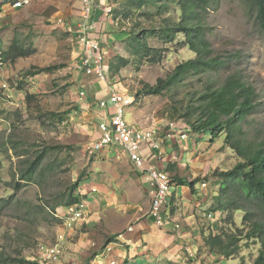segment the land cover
Returning a JSON list of instances; mask_svg holds the SVG:
<instances>
[{
	"label": "rangeland",
	"instance_id": "1",
	"mask_svg": "<svg viewBox=\"0 0 264 264\" xmlns=\"http://www.w3.org/2000/svg\"><path fill=\"white\" fill-rule=\"evenodd\" d=\"M10 3L11 0H3V5L0 6H7L0 23V49L8 51L14 44L29 54L27 57L15 58V54L19 52L12 51L7 56V71L0 74V82L8 81L11 87L10 92L5 95L0 92V200L12 199L11 205L0 212V258L5 257L10 261L25 259L43 264L39 259L36 260L37 245L42 242H56L62 230V222L56 217L60 214L56 212L70 207L63 205L67 197L75 194L80 196L81 201L92 202L88 201L91 197L88 191L95 194L94 188L99 189L98 184L107 186L106 191L109 194L123 196L128 189L126 177L129 175L130 166L116 148H106L99 153L88 152L91 142L99 138L96 119L98 111L95 115L93 104L89 100L82 101L80 93L87 90L92 78L78 69L82 52L75 34L57 23L62 18L73 28L71 21L76 11L74 0H33L30 6L19 10H14ZM204 19L214 55L228 57L230 54H240L238 60L218 72H191L161 95H149L145 92V86H156L159 79L167 80L179 65L195 59L196 55L186 46L177 44L184 39L180 35L179 41L170 45L152 42L154 46L166 49L160 63H140L125 42L127 34L114 32L109 27L108 35L112 36L113 42L116 41L114 46L117 48V55L109 59L106 57L103 62L107 72V84H115L122 92L133 97L132 105L125 108V119L131 125L151 129L165 126L170 121L195 123L202 105L200 99L208 92L209 86L220 87L229 75L240 73L246 82L256 88L262 104L257 114L238 124L234 135L236 139L254 144L263 142L264 34L251 18L242 0H221L219 7ZM77 24L80 25L79 22ZM117 56L124 57L129 63L114 75L109 69L110 61H116ZM47 68L52 71H44ZM30 72L38 73L35 80L37 83L23 82V85H19V80L27 78ZM28 94L35 96L30 103L26 100ZM104 98L106 97L102 99ZM11 139L19 143V155L11 149L12 145H7V140ZM209 139L207 136L202 140L203 143L207 141V145L201 146L211 160L209 171L204 172L200 178L202 183H207L206 189L216 184V179H213L214 172L231 170L241 161L225 143L224 136L214 143ZM44 150L48 151L40 164L35 181L25 184L20 178L23 162H34ZM184 163H187L186 159ZM177 171L178 176H183V184L189 189L192 188L190 169L182 166ZM176 174L170 173L171 178ZM201 181H197V187ZM77 183L79 188L75 191ZM221 183L214 186L216 193L219 192ZM99 201L91 203L94 208L86 222L100 209L99 206H107V200ZM143 201V204L135 203L144 209L148 208L151 198L148 196ZM131 203L129 199H122L109 207L121 209L132 205ZM201 209L205 214L201 219L202 225H205L203 229H207L211 223L207 219L210 207L203 204ZM176 211L186 212V205L182 203ZM100 212L103 211L100 209ZM217 216L216 219L219 220L225 217L220 213ZM241 218L242 215L239 214L236 218L238 224ZM86 222L78 225L66 238L63 244L64 261L59 264H86L87 259L93 258L101 249L99 247L102 242L104 245L108 237H111L103 239L99 227L95 230L93 226L88 227ZM115 222L117 226L112 227L121 226L120 222ZM190 223L188 220L182 222L189 226ZM190 230L195 238L200 236L201 239H197L199 243L194 241L193 245L189 244L191 246L186 249L183 264H218L219 256L209 255L204 248L202 230L199 227H192ZM83 232L91 238L88 244L80 241V233ZM95 232L97 236L94 235ZM91 240H95L96 244H92ZM194 246L199 248V254ZM240 246V254L228 260L224 259V263H254L259 255V245L248 246L246 242H242ZM141 250L139 249V258L144 255Z\"/></svg>",
	"mask_w": 264,
	"mask_h": 264
},
{
	"label": "trees",
	"instance_id": "2",
	"mask_svg": "<svg viewBox=\"0 0 264 264\" xmlns=\"http://www.w3.org/2000/svg\"><path fill=\"white\" fill-rule=\"evenodd\" d=\"M220 1H114L116 6L109 13L112 22H114V29L129 35L125 42L130 46L138 62L160 63L166 49L156 47L152 42L158 41L164 45H170L179 41L180 35L184 39L177 44L186 46L196 55L195 59L179 65L167 80L159 79L156 86H145L147 94L161 95L170 86L175 85L179 79L191 72L197 74L210 71L218 72L229 63L239 59L240 54H230L228 57L214 55V49L208 38V26L204 18L219 7ZM242 1L251 18L264 34V0ZM14 50L19 52L15 54L17 55L15 58L27 57L29 54L13 44L5 52L6 58ZM128 63L129 60L117 56L116 61L114 59L110 61L109 69L116 75ZM44 71L52 70L47 68ZM37 74V72H30L28 76ZM26 79L19 80V85H23V82L26 83ZM208 89V92L200 99L202 105L196 122L190 123L192 130L197 136H208L212 143L224 136L225 143L230 146L241 161L231 170L216 171L213 174V179L222 180V183L209 211L213 216L220 213L225 217L210 223L207 229L202 228L201 236L204 240V248L209 255L228 260L240 254L242 242H246L248 246L259 245V255L253 264H264V141L254 144L243 139H236L234 135L240 122L259 112L260 104H262L260 95L256 88L246 82L242 74L237 72L229 75L220 87L210 85ZM34 99V95L28 94L26 97L28 103ZM189 116L191 115L189 114ZM7 145H12L11 149L16 155H19L17 152L19 143L11 139L7 140ZM47 151L44 150L34 162L29 161L27 164L23 162L24 168L21 170L20 178L24 180L25 184L35 181V176ZM172 166H174L172 163L168 165V172L171 171ZM210 179L205 178V180ZM175 180L178 185H184L178 175L173 178V183ZM198 180L201 181L198 178L192 182V185L195 186ZM17 185L20 186L19 183ZM78 188L79 184L77 183L74 190L76 191ZM78 202H81L80 196L71 194L63 205L72 207ZM11 203L12 199L10 198L0 200V212ZM239 214L242 215L240 224L236 219ZM117 237L118 235L108 237L101 249L115 243ZM97 254L96 252L93 256ZM0 264L37 263L25 259L10 261L8 258L1 257ZM167 264L176 263L168 262Z\"/></svg>",
	"mask_w": 264,
	"mask_h": 264
},
{
	"label": "crops",
	"instance_id": "3",
	"mask_svg": "<svg viewBox=\"0 0 264 264\" xmlns=\"http://www.w3.org/2000/svg\"><path fill=\"white\" fill-rule=\"evenodd\" d=\"M114 1L115 0H97V7L92 12L91 20L89 21L94 25V30L90 33L89 40L93 42L99 41L102 45L103 51L107 53L108 59L109 57L111 58L112 56L117 55V53H115L117 48L114 46L116 41H112V36L108 35L107 31L110 27L112 28V31L118 32L114 29V22H112V17L109 14V11L116 6ZM1 5H3V0H0V6ZM74 6H76V11L74 13L75 17H72L71 23L74 30H77L79 26L77 22L82 20V4L79 0H74ZM6 8L7 6L2 8L0 7V13L3 14L6 12ZM128 36L129 35L127 34V37ZM75 37L77 39V35ZM78 45L80 52H83L82 46L79 43ZM89 84L90 86L86 88L87 96L89 98V102L93 104L96 115L97 111L98 114L101 112V110L97 108L98 106H96L98 101L104 96L107 97L109 93V89H107L108 84L94 80H92ZM104 111L107 110H103L102 112ZM111 111L113 112V109L104 113L108 116V113ZM98 114L96 115V119H98ZM162 134L163 130L161 131L160 136H162ZM204 139H206V137L198 136L196 139L193 138L183 143L165 140L164 159L159 161L150 160V164L157 167H165L167 170L168 165L172 163L174 166L171 167V171H167L169 175L173 172H175V174L178 173L177 170H181L182 166H186L190 169L189 177L191 182H193L196 179L201 178L204 172L209 171V164L211 160L209 159L207 153H205V148L203 150L201 147L207 145V141L204 143L202 142ZM147 153L149 154V151H147ZM125 159L130 166L129 175L126 177L128 187V189H126V193L120 197H118L117 193L109 194L106 191L107 186L103 184L97 185L99 186V189L94 188L96 192L95 194L88 191V194L91 196L88 198V201H95L99 203V199H105L108 203H106L107 206H99L103 212H100V209H97V212L94 213L92 218L86 222L88 227L93 226L95 227V230L99 227V231L102 233L100 236L103 239L107 236L112 237L118 235L116 241L120 240L121 242L111 243V251L107 250L108 246L104 249H100L104 243L102 242L101 247H99L100 250L97 252L98 254L93 258L87 259V263L112 264V262L115 261L117 264H157V262L158 264H167L168 262L183 264L186 249L191 246L189 244L193 245L194 241L199 243L197 239H201L200 236L195 238L190 229L192 227H199L202 230L205 226L202 225L201 220L205 215L201 209L202 205L205 204V206L210 207L211 209L213 199L217 194L215 187L217 185L219 186L221 181L216 180V184L214 183L215 185H211L208 189H206L207 186L205 189L201 187L202 181L200 182L199 187H197L196 184L195 186L192 185V188L190 189L185 185H178L177 183H174L172 195L169 197L167 205L162 209L164 225L159 226L155 221L156 218H154V216L150 213L151 201L150 206L145 209L135 203L142 202L141 204H143V200H146V198L148 199L147 185L142 182L141 173L135 169L134 165L128 161L127 158ZM185 159L187 160L186 164L184 163ZM179 177L182 179V174ZM122 199H129L132 202V205L124 206V208L121 209L109 207L112 203H118V201ZM92 202H88L90 212H92L94 208V205L91 204ZM182 203L186 205L187 211L183 213L177 212L176 208H178ZM100 214L102 215L101 217ZM186 217L189 219H186ZM187 220L191 222L190 226L182 224L183 221ZM115 221L120 222L121 226L112 227L117 226ZM101 225H105L106 227H102ZM130 227H133V231L131 232L128 231ZM94 235L97 236V233L95 232ZM89 238L90 236L88 237L86 232L80 233V241L88 244ZM91 241L92 244H96L95 240ZM194 247L197 248L196 251L199 254V248L197 246ZM139 249H142L141 251L144 252L142 258H139ZM197 263L199 264L200 262Z\"/></svg>",
	"mask_w": 264,
	"mask_h": 264
},
{
	"label": "built area",
	"instance_id": "4",
	"mask_svg": "<svg viewBox=\"0 0 264 264\" xmlns=\"http://www.w3.org/2000/svg\"><path fill=\"white\" fill-rule=\"evenodd\" d=\"M82 4L80 25L77 30H74L70 25L65 23V20L59 18L57 23L65 28L70 33L77 35V41L82 46V57L78 69L87 77L94 81L107 83V72L104 69V60L107 53L99 41L89 40L90 33L94 30V25L90 23L92 12L97 7V0H79ZM33 3V0H16L11 3L14 10L28 7ZM110 12V11H109ZM3 16L0 13V23ZM7 68V63L3 51H0V72ZM37 76V75H36ZM36 76H28L26 83H37ZM1 92L9 93L11 90L8 81L0 82ZM109 93L106 98L101 99L97 103V108L101 111L111 110L107 116V111L99 112L97 131L99 138L92 141L88 146L89 153H99L106 148H116L121 151L123 157L130 161L136 170L141 173L142 182L147 185V194L151 198L150 213L156 218V223L159 226L164 225L162 209L168 203L169 197L172 195L173 179L167 172L166 168L157 167L150 164L151 161H159L164 159V143L165 140L186 142L190 139H196L198 136L193 132L190 124L180 121H170L165 126L155 127L151 129L141 128L136 125H131L125 119V108L130 107L133 103V97L121 91L115 84H108ZM10 97V96H9ZM82 101H88L87 91L82 90L80 93ZM111 115V116H110ZM163 130L162 136H160ZM149 151V154L147 153ZM159 152V153H156ZM207 183H202L201 187L205 188ZM55 213V211H54ZM56 215L62 223V230L58 234L55 243H39L37 245V258L43 264H59L63 260L64 242L68 235L76 229L82 222H86L90 215L89 205L87 202L81 201L67 207L59 209ZM55 216V214H53ZM208 219L216 222L218 216L208 214ZM133 231V227L128 229ZM111 244L107 250L111 251ZM219 258L218 264L224 263V259ZM35 260V259H33ZM35 262V261H33ZM112 264H117L115 261Z\"/></svg>",
	"mask_w": 264,
	"mask_h": 264
},
{
	"label": "clouds",
	"instance_id": "5",
	"mask_svg": "<svg viewBox=\"0 0 264 264\" xmlns=\"http://www.w3.org/2000/svg\"><path fill=\"white\" fill-rule=\"evenodd\" d=\"M14 1H16V0H11V3L14 2ZM11 3H10V4H11ZM1 8H2V7H1ZM21 9H22V8H21ZM18 10H19V9H18ZM0 27H1V26H0ZM0 51H3V53H4V57H5V60H6V63H7V68H8V60H7L6 55H5V52H6V51H4V50H2V49H0ZM7 68H6V70H4V72L7 71ZM0 74H4V73L0 72ZM30 76H31V75H30ZM0 79H2V78L0 77ZM0 92H1V91H0ZM2 93H3V92H2ZM3 94H4V93H3ZM209 213H210V212H209ZM209 213H208V214H209ZM210 214H211V213H210ZM215 216H217V215H215ZM207 219H208V217H207ZM208 220H209V219H208ZM210 221H211V220H210ZM211 223H214V222L211 221Z\"/></svg>",
	"mask_w": 264,
	"mask_h": 264
}]
</instances>
